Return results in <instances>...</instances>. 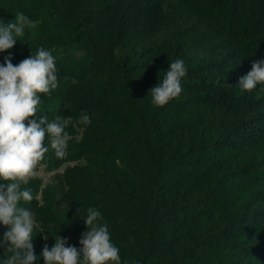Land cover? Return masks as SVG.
I'll return each instance as SVG.
<instances>
[{
    "label": "trees",
    "instance_id": "obj_1",
    "mask_svg": "<svg viewBox=\"0 0 264 264\" xmlns=\"http://www.w3.org/2000/svg\"><path fill=\"white\" fill-rule=\"evenodd\" d=\"M17 12L38 27L0 64L50 51L59 86L38 115L71 117L65 156L49 147L36 170L51 181L22 185L36 264L57 235L80 247L89 207L121 264H264V85H238L264 59V0H0V21ZM175 59L183 91L154 107Z\"/></svg>",
    "mask_w": 264,
    "mask_h": 264
},
{
    "label": "clouds",
    "instance_id": "obj_2",
    "mask_svg": "<svg viewBox=\"0 0 264 264\" xmlns=\"http://www.w3.org/2000/svg\"><path fill=\"white\" fill-rule=\"evenodd\" d=\"M38 23L22 12H17L11 22L0 21V53L12 49L26 29L35 35ZM11 61L9 54L0 64V225L7 229L0 239V264H36L32 241L37 222L32 211L20 206L33 196L31 189L22 185L35 176L49 147L57 158L65 156L71 117L56 115L49 122L46 115H38L41 96L50 95L59 86L56 59L50 51L41 48L18 64ZM186 74L182 59L168 63L163 79L148 90L151 105L163 107L177 98ZM238 85L246 91L264 85V59L254 61ZM77 123L88 125L91 120L81 112ZM46 139L49 146H45ZM82 219L86 231L79 239L80 247L57 235L52 247L45 244L41 251L44 264H121L120 250L112 243L109 225L99 209L87 208Z\"/></svg>",
    "mask_w": 264,
    "mask_h": 264
},
{
    "label": "rangeland",
    "instance_id": "obj_3",
    "mask_svg": "<svg viewBox=\"0 0 264 264\" xmlns=\"http://www.w3.org/2000/svg\"><path fill=\"white\" fill-rule=\"evenodd\" d=\"M71 165V164H70ZM57 172H61V169L58 170ZM56 172H51V173H48V172H45L42 168L38 169L37 173L35 174L37 177H40L43 181L44 184L48 183L51 181L53 175L55 174Z\"/></svg>",
    "mask_w": 264,
    "mask_h": 264
}]
</instances>
